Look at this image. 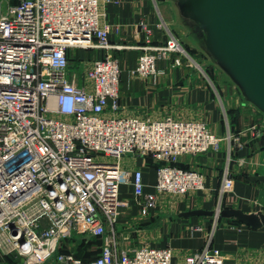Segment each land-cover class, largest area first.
I'll list each match as a JSON object with an SVG mask.
<instances>
[{"label": "built area", "instance_id": "obj_1", "mask_svg": "<svg viewBox=\"0 0 264 264\" xmlns=\"http://www.w3.org/2000/svg\"><path fill=\"white\" fill-rule=\"evenodd\" d=\"M99 3L18 0L5 12L0 0V252L16 255L19 264H174L170 246L117 245L115 224L127 205L121 186H132L143 214L156 203L155 194L145 193L142 169L124 168L122 157L152 159L156 191L186 194L204 188L205 174L181 166L182 157L219 151L226 139L230 162L233 147H242L238 137H221L205 121L104 116L120 108L122 68ZM92 48L104 55L81 75L71 58ZM142 49L131 75L143 79L161 73L158 62L170 54L176 65L183 58L193 63L174 34ZM233 185L227 166L220 193ZM84 235L104 238L96 257L62 250L64 240ZM183 264L228 263L208 244Z\"/></svg>", "mask_w": 264, "mask_h": 264}, {"label": "crops", "instance_id": "obj_2", "mask_svg": "<svg viewBox=\"0 0 264 264\" xmlns=\"http://www.w3.org/2000/svg\"><path fill=\"white\" fill-rule=\"evenodd\" d=\"M99 8L101 25L110 28L109 37L114 45L111 54L120 60L122 68L120 108L114 111L108 108L104 116L154 120L172 116L179 120L205 121L217 135L225 137L230 132L242 143V147H233L230 162L226 139L221 141L219 151L182 157L181 166L199 169L205 174L204 188L186 194L156 191V163L137 154L124 155L122 166L142 169L145 193L155 194L156 203L143 214L134 199L132 186H121L120 197L127 205L120 207L115 224L114 238L118 247L170 246L173 263L183 264L187 255L210 244L228 264H264V226L254 228L234 217L216 219L214 215H184L198 209L216 210L219 206L264 213V183L248 179L249 175L264 174V114L243 99L231 80L222 82L220 75L212 76L209 68L201 63V53L183 32L170 0H100ZM142 25L149 28L151 34ZM171 34L181 40L188 54L200 62L197 61L203 71L193 63L190 65L187 58L176 65L174 53L159 60L158 69L162 72L158 75L148 79L131 75L143 52L142 47L163 45ZM75 52L79 59L89 56L85 69L91 67L95 58L104 55V50L99 48ZM227 166L234 177V185L222 195L220 188ZM103 242L101 237L76 236L64 240L61 248L89 260L98 255ZM0 255L2 263L5 257Z\"/></svg>", "mask_w": 264, "mask_h": 264}, {"label": "water", "instance_id": "obj_3", "mask_svg": "<svg viewBox=\"0 0 264 264\" xmlns=\"http://www.w3.org/2000/svg\"><path fill=\"white\" fill-rule=\"evenodd\" d=\"M180 25L197 46L240 90L243 99L264 114V0H170ZM263 182L264 174L249 175ZM234 217L254 228L264 226V213L226 207L192 210L191 215Z\"/></svg>", "mask_w": 264, "mask_h": 264}, {"label": "rangeland", "instance_id": "obj_4", "mask_svg": "<svg viewBox=\"0 0 264 264\" xmlns=\"http://www.w3.org/2000/svg\"><path fill=\"white\" fill-rule=\"evenodd\" d=\"M18 0H2V3L4 4L3 5V7H4V9H3V11H5L6 12V8H7V6L9 5V4H12V3H16ZM180 24V23H179ZM181 26V25H180ZM181 28H182V30H183V32L184 33H186L187 34V36L188 37H190V39L192 40V43H193V45L196 47V50H198V51H200V53L201 54H199L200 56H201V59H199L200 61H201V63L205 66V67H207V68H209V70H210V72H211V74H212V76H214L215 74H217V75H220L221 76V80H223L222 82H228L229 83V81L228 80H230L229 79V77L225 74V72H223L217 65H215L211 60H210V58L197 46V44H196V42L194 41V39H193V37L181 26ZM193 58V57H192ZM72 60L71 61H73L72 63H73V66H72V68L74 69V70H76V71H78V72H80L81 73V75H82V72L85 70V68H86V66H87V64H86V62H88L89 61V56H87L86 58H81V59H79V58H74V57H72L71 58ZM91 59V58H90ZM196 61H198L197 59H195V58H193V64H195L196 65ZM199 62V61H198ZM200 63V62H199ZM196 67H198V65H196ZM208 71V70H207ZM0 254H2L1 252H0ZM1 256V255H0ZM4 257H5V260L4 261H2V263L3 262H5V263H8V260L12 263V264H19V261H20V258L19 257H17L16 255H14V254H7V255H4ZM6 257H10V259H8V258H6ZM2 263H0V264H2ZM5 263H3V264H5ZM20 264H22V263H20Z\"/></svg>", "mask_w": 264, "mask_h": 264}, {"label": "trees", "instance_id": "obj_5", "mask_svg": "<svg viewBox=\"0 0 264 264\" xmlns=\"http://www.w3.org/2000/svg\"><path fill=\"white\" fill-rule=\"evenodd\" d=\"M6 258H8V259H10V257H6ZM11 262L8 260V263L7 264H10ZM12 264V263H11ZM16 264V263H15Z\"/></svg>", "mask_w": 264, "mask_h": 264}]
</instances>
